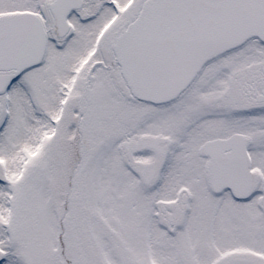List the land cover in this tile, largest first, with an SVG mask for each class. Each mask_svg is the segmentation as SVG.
Wrapping results in <instances>:
<instances>
[{
    "label": "snow or ice",
    "instance_id": "obj_1",
    "mask_svg": "<svg viewBox=\"0 0 264 264\" xmlns=\"http://www.w3.org/2000/svg\"><path fill=\"white\" fill-rule=\"evenodd\" d=\"M0 264H264V0H0Z\"/></svg>",
    "mask_w": 264,
    "mask_h": 264
}]
</instances>
